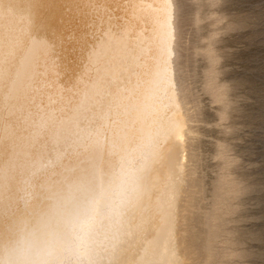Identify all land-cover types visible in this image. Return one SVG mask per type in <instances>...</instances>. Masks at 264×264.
I'll use <instances>...</instances> for the list:
<instances>
[{"label":"bare ground","instance_id":"1","mask_svg":"<svg viewBox=\"0 0 264 264\" xmlns=\"http://www.w3.org/2000/svg\"><path fill=\"white\" fill-rule=\"evenodd\" d=\"M174 1L0 0V241L130 159L138 191L95 264H189L197 190Z\"/></svg>","mask_w":264,"mask_h":264},{"label":"rangeland","instance_id":"2","mask_svg":"<svg viewBox=\"0 0 264 264\" xmlns=\"http://www.w3.org/2000/svg\"><path fill=\"white\" fill-rule=\"evenodd\" d=\"M174 4L173 66L188 97L197 190L184 251L189 264H264V0Z\"/></svg>","mask_w":264,"mask_h":264},{"label":"clouds","instance_id":"3","mask_svg":"<svg viewBox=\"0 0 264 264\" xmlns=\"http://www.w3.org/2000/svg\"><path fill=\"white\" fill-rule=\"evenodd\" d=\"M137 191V169L130 159H121L94 181L67 186L0 241V264H95L108 230L120 222Z\"/></svg>","mask_w":264,"mask_h":264}]
</instances>
